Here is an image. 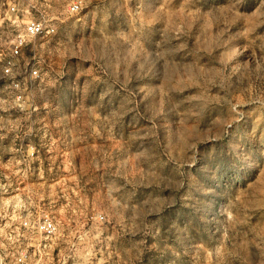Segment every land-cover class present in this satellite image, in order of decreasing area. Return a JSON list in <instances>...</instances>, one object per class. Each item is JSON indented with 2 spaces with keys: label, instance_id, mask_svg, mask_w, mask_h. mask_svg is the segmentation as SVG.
I'll use <instances>...</instances> for the list:
<instances>
[{
  "label": "rangeland",
  "instance_id": "1",
  "mask_svg": "<svg viewBox=\"0 0 264 264\" xmlns=\"http://www.w3.org/2000/svg\"><path fill=\"white\" fill-rule=\"evenodd\" d=\"M25 248L264 264V0H0V264Z\"/></svg>",
  "mask_w": 264,
  "mask_h": 264
},
{
  "label": "built area",
  "instance_id": "2",
  "mask_svg": "<svg viewBox=\"0 0 264 264\" xmlns=\"http://www.w3.org/2000/svg\"><path fill=\"white\" fill-rule=\"evenodd\" d=\"M79 9V3L74 2L69 6L70 11H77ZM51 25H45L42 21L37 19H29L25 24L24 33L26 37L35 38L40 37L53 32ZM23 39H20L17 45L11 49L9 56L4 60L2 73L7 76L11 74V70L15 65V59L19 54V46L22 45ZM30 77L36 78L39 76V69L37 66H31L29 68ZM14 86H18L19 83H12ZM20 226L28 233L34 235H42L45 238H50L57 232V225L52 218L45 217L36 220H23ZM13 264H44L42 256L39 252L29 251L28 249H20L14 256Z\"/></svg>",
  "mask_w": 264,
  "mask_h": 264
}]
</instances>
